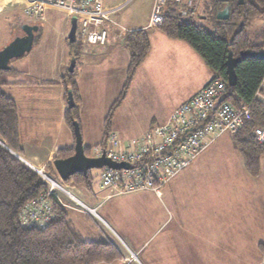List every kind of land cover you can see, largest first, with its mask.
<instances>
[{"label":"crops","instance_id":"crops-1","mask_svg":"<svg viewBox=\"0 0 264 264\" xmlns=\"http://www.w3.org/2000/svg\"><path fill=\"white\" fill-rule=\"evenodd\" d=\"M126 1L105 0V6L120 10L123 7L121 4ZM154 1H148L147 13L143 8L139 13L128 15V17L116 16V23L125 28L128 33L147 31L151 50L144 63L138 68L127 97L117 110L114 119L124 105L130 104L133 93L137 92V87H140L141 84L137 86V77L142 71H144L145 79L142 89L145 93L150 96L157 94L173 96L169 100L170 116L213 79L211 69L204 66L202 58L189 44L168 38L160 27L149 28ZM21 6V4L8 5L7 3L0 6V51L15 37L24 35L22 29L24 25L39 27L35 33V42L40 37V25L47 24L51 28L55 20L63 21L64 19L65 26L71 28L72 19L68 20L60 12L48 11L45 19L37 22L26 16ZM53 13H59L62 18H55ZM9 19L13 24L10 37L7 26ZM128 33L112 28L107 43L102 47H91L88 52L83 51V54L79 53L76 64L75 82L81 100L79 123L83 138L84 127L93 124L101 128L99 129L101 132L99 145L104 138L105 120L126 82L129 51L125 41ZM68 42L63 38L59 45L53 43L50 47L46 44L39 53L45 57L38 60L39 56H37L38 59L33 60L31 64L34 71L32 72H28L29 59L25 58L29 54L12 62L9 71H2L5 72L2 79L7 84L3 89L17 104L22 149V157L19 158L35 167H54L58 150L71 149L75 146L74 134L65 120L69 107L65 98L66 85L62 80L72 59V51L66 49ZM40 45H42L41 41L38 46ZM51 55L53 59H50ZM19 78L26 79L18 81ZM225 136L230 137L235 150L232 136L224 135L223 137ZM218 140L210 148L216 145ZM208 150L194 163L206 156ZM235 152L239 155L236 150ZM239 157L241 158L240 155ZM241 160L243 163L242 158ZM243 166L247 173L244 163ZM190 168L176 176L168 184L169 186L167 185L168 187L166 186L160 192L159 198L166 195L169 205H166L165 211L160 216H155L148 221L147 224L151 226V229L143 230L144 243H137L129 232H125L124 235L121 232L124 246L128 248L132 256L142 255L144 264H250L255 258H257L256 264H262V259L264 261V194L263 196L243 194L235 198L224 192L218 194L219 191H225V186L228 187L227 191H230L231 185L224 186L208 182L206 175L210 170L207 168H196V177L184 178L186 174H183ZM247 175L250 179L260 180L264 177V156L261 158L259 175L257 177H252L248 173ZM194 180L196 184H192ZM187 189L188 198H193L192 201L183 198V193ZM143 193L151 194L152 192ZM106 198L111 199L109 195ZM69 215L76 229L77 222L81 224L83 217H87L82 213H73L72 217L69 212ZM80 234L82 235L81 232ZM99 239L101 237L87 242ZM156 240L158 241L153 245ZM121 252L125 259L101 264H129L125 253L122 250Z\"/></svg>","mask_w":264,"mask_h":264},{"label":"trees","instance_id":"trees-1","mask_svg":"<svg viewBox=\"0 0 264 264\" xmlns=\"http://www.w3.org/2000/svg\"><path fill=\"white\" fill-rule=\"evenodd\" d=\"M229 7V19L218 20L217 14ZM207 19H211L214 33L192 17L183 18L173 1L165 7V22L160 29L170 39L181 40L189 44L213 72V79L227 83L225 100L235 108L242 105L251 107V119L232 136L235 150L243 159L247 173L257 177L260 162L264 156V147L259 145L254 131L264 126V25L254 36L248 32L251 23L256 20L264 22V0H205ZM196 17V16H195ZM77 50L72 51V58L78 62L82 46L77 38L68 44ZM129 51V64L126 82L118 99L112 105L105 120L104 138L100 146L112 133V123L117 110L127 97L138 68L144 63L151 50L147 31L139 30L126 35ZM245 53L255 54L242 58ZM229 57L237 61V84L228 85L227 62ZM0 71V264H101L124 259L119 247L108 238L87 242L76 229L69 215V208L64 206L56 196L49 194V186L41 177L18 157H22L19 115L17 104L4 91L7 85ZM76 71L66 72L63 83L68 91L73 92L75 107L65 114L68 127L74 134V121H79L80 96L75 82ZM11 152H10V151ZM74 155V147L60 149L56 160L68 159ZM91 156V149H86ZM52 174L53 166L48 167ZM97 177L93 172L76 174L67 183L73 182L92 189ZM46 200L50 220L44 226L24 223L26 208L40 199Z\"/></svg>","mask_w":264,"mask_h":264},{"label":"built area","instance_id":"built-area-1","mask_svg":"<svg viewBox=\"0 0 264 264\" xmlns=\"http://www.w3.org/2000/svg\"><path fill=\"white\" fill-rule=\"evenodd\" d=\"M173 1L183 18L196 16L195 0H155L149 28H158L165 22V7ZM2 3L21 4L29 18L41 22L48 11L64 14L69 20L77 19V38L82 50L104 46L110 29L128 31L113 20L114 8H107L105 0H0ZM227 83L211 80L199 93L178 107L166 123L149 130L141 139L124 143L112 132L105 145L99 146V154L117 163L130 165V169L111 170L104 168L99 178V190L109 192V197H122L143 192L160 195L176 176L188 169L206 150L224 135L234 136L251 119V107H233L225 98ZM254 136L264 147V126L256 128ZM97 150V149H96ZM49 186V194L61 200L57 190L71 196L50 176L42 174ZM86 214L96 215L77 201ZM100 207V206H99ZM24 223L27 226H44L50 220L49 208L43 198L26 208Z\"/></svg>","mask_w":264,"mask_h":264},{"label":"rangeland","instance_id":"rangeland-1","mask_svg":"<svg viewBox=\"0 0 264 264\" xmlns=\"http://www.w3.org/2000/svg\"><path fill=\"white\" fill-rule=\"evenodd\" d=\"M148 1L150 0H127L124 4H121V6L123 5V7L113 14V20L115 21V19L119 16L128 17V15L139 13V11L143 8L146 9ZM194 3L197 4L196 15H198L194 17L196 23L204 26L209 33L213 34L214 30L212 27L211 19H207L206 16H203L204 14H206V12L204 11L205 0H195ZM2 5H5V3L1 4L0 6ZM145 12L147 13V9ZM53 14L55 18H62L59 13ZM62 16L64 17V14ZM138 17H140V15ZM64 22V19L63 21L55 20V22L52 23L51 28L47 24H44L43 26L40 25V37L38 40L41 41L42 45L38 46L39 41L37 40L38 43L37 41L35 42L32 52L27 57H25L29 59L27 61L29 62L27 67L28 72L34 71L32 70L33 66L31 63H33V60L35 61L38 59L37 56H39L38 60L45 57V55H40L39 53L45 48L46 44H49L50 47L53 46V43L59 45L63 38L69 41L68 37L71 28L70 26H65L66 23ZM263 25L264 22L262 20H256L251 23L248 32L251 36H254V34L263 27ZM7 26L10 37L13 27L10 19ZM111 30L109 31V35H111ZM8 43L10 44L11 42ZM78 47V42L74 47H71L69 44L66 45L67 51L77 50ZM80 53L83 54V50ZM50 59H53L52 55L50 56ZM204 64V66L208 68L205 62ZM143 72L144 71H142L141 74L137 77V86H139V84L141 85L140 87H137V92L133 93V96L130 99V104L128 106L124 105L122 107V109L117 113L116 118L114 119L112 124L114 133H116L124 143L141 139L149 130L165 123L171 113V105L169 100L173 96L166 94H157L150 96L145 93L143 91L144 89H142L145 81ZM141 75L143 76L141 77ZM24 79L26 78H19L17 80L22 81ZM99 129L101 130V128L93 124L89 127H84V146L88 149L93 148V150H91V156L93 157L99 154V147L97 146L99 145V140L101 137V132H99ZM0 145H3V143ZM17 157L19 156L17 155ZM19 159L28 167L33 169L41 177V179L43 173L45 175L47 174L54 181L63 185L62 187L71 194V196L69 197L61 190H57L58 195L64 202V204L70 207L69 211L72 217L73 213H82L87 216L83 217L81 224L77 222V229L82 233V237H84L85 241H92L93 239H97V237H101V239L108 238L109 240L114 241L119 249L125 253L127 257V263L144 264L142 255H138V257L132 256L128 248L124 246L125 243L121 240V232L123 233V235L125 232H129V234L133 235V237L137 240V243L143 244L145 240L143 230L148 231L151 229V226L147 224L148 221H150V219L155 216H160V214L165 211L166 205H169L166 199V195H164L160 199L159 196H156V194L154 193H137L124 197H113V199H107L106 197L109 195V192L101 191L98 187V177L102 173V170L92 171L93 175L97 177V179L95 180L92 189L89 190L83 185H78L74 182L72 184L63 182L56 171H54L52 174L51 170H48V168L38 166L35 167L31 164H27L21 158ZM191 166L192 168H190ZM191 166L189 167L190 169L187 171V173L183 174H186V177L184 178L196 177V168H207L210 170L206 175L208 182L217 185L222 184L224 186L231 185L230 191H227L228 187L225 186V191H219L218 194L224 192L228 196H233L234 198L243 194H258L260 196H263L264 194V177H262V179L260 180L252 178L250 179L249 177H247L248 175L245 172L242 160L233 149L232 141L228 136L220 138L216 145L208 150L206 156L202 157ZM196 183V180H194L192 184ZM190 184L191 183L189 182V185ZM245 184H250L252 186H242ZM191 189L193 190V187ZM188 194L189 191L187 189L183 193L184 200L191 199L192 201L193 198H188ZM77 201L81 202L83 205H86L90 209H96V215L90 213L86 214V212L82 210V207L78 205ZM71 210L73 213L71 212ZM122 226H124V228ZM157 241L158 240L153 242V245ZM256 259L257 258H255L254 261H252L250 264H256ZM250 260L251 257L249 258V261ZM262 264H264L263 259Z\"/></svg>","mask_w":264,"mask_h":264},{"label":"water","instance_id":"water-1","mask_svg":"<svg viewBox=\"0 0 264 264\" xmlns=\"http://www.w3.org/2000/svg\"><path fill=\"white\" fill-rule=\"evenodd\" d=\"M225 1L228 2L229 0ZM217 19L222 21L229 19L228 6L217 14ZM22 29L24 31V35L15 37L8 46L0 51V71H9L11 68L10 64L13 61L24 58L33 50L35 44V33L39 30V27L24 25ZM68 39L70 43H75L77 41L76 18H73L71 21V30ZM254 55L255 54L245 53L242 55V58ZM259 57L264 58V54H260ZM76 64V59L72 58L68 69L70 73L75 72ZM236 64L237 61L233 60L232 57H229L227 62V74L228 85L230 87H235L237 84V74L235 71ZM68 107L69 109H73L75 107V101L72 91H68ZM73 127L75 137L74 155L68 159H57L54 161V169L63 182H68L69 179L76 174H84L85 176H87L88 172L93 170H103L104 168H108L111 170L119 171L131 168L129 164L117 163L112 161L111 159L107 158L105 154H102L98 157L87 156L80 123L78 121H74ZM13 154L17 157L15 153Z\"/></svg>","mask_w":264,"mask_h":264},{"label":"flooded vegetation","instance_id":"flooded-vegetation-1","mask_svg":"<svg viewBox=\"0 0 264 264\" xmlns=\"http://www.w3.org/2000/svg\"><path fill=\"white\" fill-rule=\"evenodd\" d=\"M14 62V61H13Z\"/></svg>","mask_w":264,"mask_h":264}]
</instances>
